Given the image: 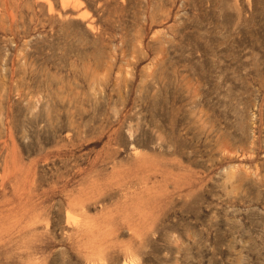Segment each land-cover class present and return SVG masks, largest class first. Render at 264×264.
<instances>
[{"label": "rangeland", "instance_id": "1", "mask_svg": "<svg viewBox=\"0 0 264 264\" xmlns=\"http://www.w3.org/2000/svg\"><path fill=\"white\" fill-rule=\"evenodd\" d=\"M0 264H264V0H0Z\"/></svg>", "mask_w": 264, "mask_h": 264}, {"label": "bare ground", "instance_id": "2", "mask_svg": "<svg viewBox=\"0 0 264 264\" xmlns=\"http://www.w3.org/2000/svg\"><path fill=\"white\" fill-rule=\"evenodd\" d=\"M239 5V4H238ZM241 5V4H240ZM148 69V68H147ZM210 71V70H209ZM91 80V79H90ZM218 82V81H217ZM76 221V220H75ZM83 221V220H82ZM86 224V223H85ZM82 226V225H81ZM87 226H88V224H87ZM85 227V226H84ZM81 229V228H80ZM84 229V228H83ZM86 230V229H85Z\"/></svg>", "mask_w": 264, "mask_h": 264}]
</instances>
